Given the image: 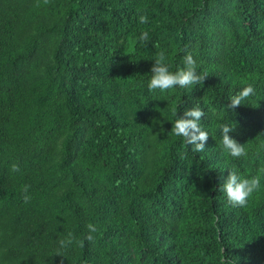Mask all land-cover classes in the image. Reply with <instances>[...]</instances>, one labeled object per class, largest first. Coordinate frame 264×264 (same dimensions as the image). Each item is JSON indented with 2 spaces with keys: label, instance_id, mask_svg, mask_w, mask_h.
I'll return each instance as SVG.
<instances>
[{
  "label": "trees",
  "instance_id": "obj_1",
  "mask_svg": "<svg viewBox=\"0 0 264 264\" xmlns=\"http://www.w3.org/2000/svg\"><path fill=\"white\" fill-rule=\"evenodd\" d=\"M159 51L171 71L191 52L204 84L150 92ZM196 105L202 152L171 132ZM262 168L264 0H0V264H264ZM231 169L261 175L246 207Z\"/></svg>",
  "mask_w": 264,
  "mask_h": 264
},
{
  "label": "clouds",
  "instance_id": "obj_2",
  "mask_svg": "<svg viewBox=\"0 0 264 264\" xmlns=\"http://www.w3.org/2000/svg\"><path fill=\"white\" fill-rule=\"evenodd\" d=\"M50 0H44L45 4H48ZM38 6V5H37ZM148 22L147 15L139 16V23L146 24ZM148 38V33L145 31L140 35V40L145 41ZM158 47V45H155ZM155 63L153 64L150 73L151 78L148 83V90L155 91L160 90L161 92L173 89L177 86L180 88H187L192 85L204 84L205 79L208 77L207 74L197 71V62L194 59L191 52L187 53L184 57V66L179 68L177 71H171L170 66L167 63V57L165 52L159 51L154 57ZM255 87L249 83L243 87L235 95L231 96L227 107L232 110H236L238 106L242 104L250 96L254 95ZM204 111L199 105H196L190 109H187L183 114L175 120L172 124L171 132L178 137H183L185 142L189 145H193L194 152H202L209 139V133L200 124L201 118L204 116ZM222 146L223 149L234 158H240L247 156V151L244 144L239 143L234 139L230 133L234 130V127L229 124H222ZM183 158V153L180 154ZM12 172H19L20 166L17 163L11 165ZM264 173V168L260 170ZM30 185H24L21 188L24 193V202L28 203L31 199L28 195V189ZM261 187V175L255 176H242L238 169H231L230 174L220 184V190L226 194L227 201L232 207H246L249 198L253 193L260 190ZM89 234L86 240L92 242L94 236L92 233L98 231L95 224L89 223L87 225ZM73 242H77L80 247L84 246V241H76L74 235L69 232L66 238L59 240L61 248L69 247ZM60 255L59 253H57ZM63 264V261H61ZM87 264V262H85ZM221 264H230L226 260H222Z\"/></svg>",
  "mask_w": 264,
  "mask_h": 264
}]
</instances>
